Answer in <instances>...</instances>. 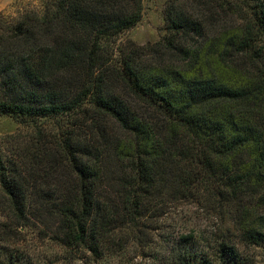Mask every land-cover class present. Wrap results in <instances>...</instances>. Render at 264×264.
<instances>
[{"label":"trees","instance_id":"16d2710c","mask_svg":"<svg viewBox=\"0 0 264 264\" xmlns=\"http://www.w3.org/2000/svg\"><path fill=\"white\" fill-rule=\"evenodd\" d=\"M143 9L46 0L1 20L0 114L28 128L0 140V264L13 227L48 215L101 257L162 182L225 217L193 228L189 264H259L264 0H168L164 37L120 44Z\"/></svg>","mask_w":264,"mask_h":264},{"label":"rangeland","instance_id":"374dc122","mask_svg":"<svg viewBox=\"0 0 264 264\" xmlns=\"http://www.w3.org/2000/svg\"><path fill=\"white\" fill-rule=\"evenodd\" d=\"M45 1L0 0V24L1 20L15 23L24 10L41 9ZM167 1L143 0L141 21L122 35L120 44L146 45L164 37ZM26 128L17 118L0 114V140ZM222 219L225 217L214 210L207 196L189 198L162 182L139 213L118 217L101 257L84 245L71 243L58 217L48 215L41 221L31 218L25 227H13L18 242L12 264H189L192 245L186 242L193 228L215 230ZM258 261L264 264V249L259 251Z\"/></svg>","mask_w":264,"mask_h":264}]
</instances>
